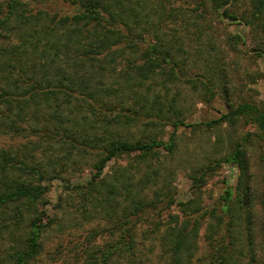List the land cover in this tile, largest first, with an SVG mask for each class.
<instances>
[{"label": "trees", "instance_id": "obj_1", "mask_svg": "<svg viewBox=\"0 0 264 264\" xmlns=\"http://www.w3.org/2000/svg\"><path fill=\"white\" fill-rule=\"evenodd\" d=\"M231 21L246 27L248 37L230 32ZM218 26L227 29L222 38ZM216 35L220 49L249 51L264 62V0H0V135L30 138L16 149L0 147L3 264H35L41 234L54 221L44 198L51 179L76 191L58 195L56 206L66 197L70 202L71 193L80 214L104 221L99 230L106 239L88 242L81 264H144L136 238L143 222L146 232H159L157 264H188L200 228L204 264H259L264 96L233 100V76L210 52ZM176 83L190 85L210 107L218 98L223 108H215V117L186 121L176 98L161 95ZM239 120L253 129L188 172V198L177 199L167 182L151 186L159 175L153 164L174 151L178 127L232 131ZM166 125L171 131L164 137ZM251 148L259 185L252 183ZM122 155L134 162V181L120 168L107 180L106 163ZM68 161L89 167L84 182L65 179ZM222 163L236 167L235 184L202 203L201 187ZM140 166L146 169L136 175ZM172 206L179 213L168 210L165 220L163 211Z\"/></svg>", "mask_w": 264, "mask_h": 264}, {"label": "rangeland", "instance_id": "obj_2", "mask_svg": "<svg viewBox=\"0 0 264 264\" xmlns=\"http://www.w3.org/2000/svg\"><path fill=\"white\" fill-rule=\"evenodd\" d=\"M65 8L64 5H61ZM58 7V5H57ZM60 7V6H59ZM61 8V7H60ZM217 26V24H215ZM230 32L239 31L244 36L248 37L246 27L242 24H236L234 21L225 24ZM222 26H218V35H223ZM217 32V31H216ZM215 48L210 52L217 54L225 60L226 69L233 76L232 79V98L233 100L239 98L246 99H262L264 96V62L259 58H254L248 51L240 53H233L232 51H225L220 49V39L217 35L214 38ZM118 60L119 66H122L121 61ZM201 63H199L200 65ZM195 69V68H194ZM197 70V69H196ZM260 73V74H258ZM255 74L254 81H251L250 76ZM258 74V76H257ZM161 95L167 98L174 97L179 106L184 110L185 120L188 122H195L218 115L215 110L217 107H222V101L218 98L212 100L210 107L201 101L198 91L193 90L190 85L184 83L170 84L167 89H161ZM139 127L130 126V130L138 132ZM247 129L252 130L253 127L248 124H243L240 120L235 123V127L230 131V127L222 125L221 127H213L205 129L203 127L192 129L191 126H180L176 130V145L173 152L164 153L160 155V160L155 167L159 168V175L156 179V184L151 186H159L163 182L170 184L174 188L177 199L185 200L189 196L190 179L188 172L197 166L205 163L210 156H214L222 152L227 146L230 138H236L239 134ZM171 127L166 125L161 129V134L165 137ZM37 138V136H32ZM30 139L27 136H9L0 135V147L16 149L20 142H26ZM254 148V147H253ZM250 149V169L252 172V183L259 185L260 168L257 160V149ZM120 168V170L131 173L134 181V162L129 156L122 155L115 159L109 160L103 172L107 180L113 181L112 169ZM145 167H139L135 171L136 175H140ZM237 169L230 163H222L212 175H210L206 183L201 187L200 199L202 203L210 202L214 197L222 191L224 186L234 185L236 181ZM65 179L70 182L82 181L89 175V167L83 162L73 164L68 161L67 171L63 173ZM63 181L59 179H51L46 181V193L44 198L47 200L46 209L50 217L54 221L44 229L41 234L42 250L37 257L35 264H81V259L84 257L85 246L88 244H99L106 239L105 232L100 231V227L104 221L99 218H90L83 216L76 209L77 198L75 195L71 196L68 202V197L56 206L58 195L66 196L67 192H76L71 188L64 187ZM134 190V188H133ZM254 192V191H253ZM152 195L153 192H144ZM170 210L172 213H179L176 206L163 211L162 217L166 220V212ZM88 217V218H87ZM260 218L259 209L257 210L255 219L258 224ZM146 222V221H145ZM143 224V225H142ZM139 225L136 233V238L140 239V247L142 250L141 258L144 264H157L161 256V248L158 241L159 232L149 230L150 227L146 223ZM96 230V231H95ZM95 232V234H93ZM203 228H200L197 239V248L192 255L191 261L188 264H204V242L202 239ZM255 247L260 255L259 264H264V243L259 241V236L256 233ZM7 244L5 239L1 246ZM3 251V250H2ZM0 264L2 263V256L0 248Z\"/></svg>", "mask_w": 264, "mask_h": 264}]
</instances>
